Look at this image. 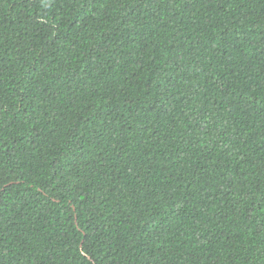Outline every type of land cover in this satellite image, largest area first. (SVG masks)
I'll return each mask as SVG.
<instances>
[{
	"label": "trees",
	"instance_id": "16d2710c",
	"mask_svg": "<svg viewBox=\"0 0 264 264\" xmlns=\"http://www.w3.org/2000/svg\"><path fill=\"white\" fill-rule=\"evenodd\" d=\"M0 264H264V0H0Z\"/></svg>",
	"mask_w": 264,
	"mask_h": 264
}]
</instances>
